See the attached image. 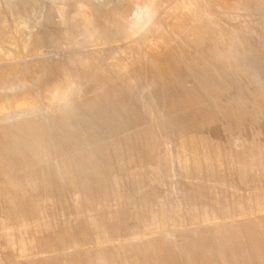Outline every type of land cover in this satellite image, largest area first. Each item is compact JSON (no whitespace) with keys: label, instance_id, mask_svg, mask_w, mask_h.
I'll return each instance as SVG.
<instances>
[{"label":"bare ground","instance_id":"6f19581e","mask_svg":"<svg viewBox=\"0 0 264 264\" xmlns=\"http://www.w3.org/2000/svg\"><path fill=\"white\" fill-rule=\"evenodd\" d=\"M223 1L229 6V0ZM51 3L46 10L47 14L45 13L46 15L36 22L43 23L40 31H37L39 39H30L24 44L16 42L18 47L14 50L7 48L8 46L4 43L5 38L15 31L30 29L29 21L20 22L18 26L0 24V62L4 64L0 68V117L4 116L11 107L18 110L20 117L34 115L43 106L49 107L52 112L57 108H66L74 112V103L83 98L84 94L89 100H93L92 97L95 94L97 99L100 95L98 96L96 90L108 87L107 80L112 78L123 80L115 65L106 64L98 57V51L90 53L91 48L108 46L110 50L106 53L111 57L114 55L113 58L118 57V54H133V58L136 59L120 58L128 67L130 65L137 67L143 62L154 64L157 62V59H154L155 54L167 52L165 49L169 45L176 46L178 49L189 47L192 49L190 51L198 52L199 49L193 50L189 41L200 31L198 29L202 23L199 22V17L202 19V15H215L214 7L220 6L209 2L210 6H208L211 9L203 14L190 10L188 0H51ZM55 4H57L56 7ZM36 8L32 6L30 11ZM235 8H239L238 4ZM218 11L221 12L217 14L223 16H226L228 12L233 13L230 11L222 13L220 7ZM239 11L240 9L237 16ZM188 17H191L193 27L182 31L183 21ZM203 26L201 27L204 30ZM61 27H63L62 31L59 30ZM34 28L36 29L37 26L31 27V29ZM219 29L220 34L222 32L225 37L229 36L228 25L221 26ZM232 30L237 34L241 29L236 25ZM206 33L205 36L202 34L203 37H206ZM45 43H54L57 47L73 46L81 48V51L62 62L59 60L60 62L50 63L45 58L35 60L33 58L27 67L19 63L22 58L39 56L42 45ZM228 47L231 49L230 45ZM233 48L235 49L234 46ZM119 57L123 56L119 55ZM232 57H234L233 53ZM212 64L205 67L212 71L223 67ZM108 70H115L112 76L107 73ZM212 71L204 73L205 78L207 75L214 78V80L204 81L208 86L214 82L218 84L236 82L235 78L228 76L229 74ZM11 80L16 83H9ZM88 83H92L91 88ZM16 96L21 98L16 99ZM179 98L181 99V96ZM172 108L169 109L171 113L174 111ZM211 115V112L204 108L195 114L183 115L175 119L170 148L165 152L162 151L161 154H157L156 151L157 156L145 159L144 165L130 168L133 176L131 181L124 177L125 181L121 184L123 188L121 198L114 200L106 198L98 201L107 205L98 206L95 203L96 200L87 197L86 191L79 183L74 188L70 202L64 203L63 200L50 198L53 201L51 206L46 204L45 200L28 204L26 224L19 221L11 222L5 230L0 224V240L5 246L0 253V264H264V200H260V197L258 199L259 195L264 197V194H261V190L257 191H260L259 194H255L257 192L250 194L245 191L246 188L240 192H233L238 188L236 180L244 178L260 182L264 179V142H261V146L257 145L255 148L257 151H248L245 153V158L237 161L240 166L243 165L242 167L237 165L239 168L230 166L225 168L226 170L223 169L224 164H236L233 151L226 152V159L219 160L216 159L218 155L216 151L221 147L209 142L202 146L199 133L197 134L200 136H198L200 141L183 139L188 125L201 124ZM62 120L57 121V126ZM206 126L203 128L206 129ZM5 128H11L12 132H22L23 138L17 147L21 150L25 141L29 139L37 141L36 138L46 127L40 123V120H34L20 123L15 128L2 127V129ZM46 129L50 133L49 129ZM197 130L200 129L197 128ZM261 130L260 133H262ZM17 133L9 136L11 143L15 142ZM193 136L195 138V135ZM6 139L0 138V151L2 145L8 142ZM202 141L205 143V140ZM236 142L234 141L233 144H237ZM46 147L48 144L44 141L37 142L35 153L44 152ZM224 153L221 154L224 156ZM247 164H251L252 167H244ZM234 169L239 175L232 176L231 171L228 173L229 170L233 172ZM14 179L10 177L11 181L2 187V194L6 198V201H0L2 204L6 202L13 204L18 195L32 190L38 184L33 177H29L25 184H15L17 180ZM43 180L46 184V180ZM251 182L249 183L253 184V181ZM254 183L256 189L262 186L257 181ZM241 184L243 189L245 186H253ZM164 185L169 187L167 195L176 197L173 200L175 205H166V202L155 198V192L149 190V188L164 187ZM256 189L252 190L256 191ZM11 191L14 193L11 194ZM5 192L8 194L6 195ZM255 195H258V200H255ZM250 196L254 200L249 199ZM234 197L236 199H233ZM239 197H245V199L237 200ZM112 203L119 205L113 206ZM158 203L161 205L155 206ZM196 220H201L202 223L203 221L211 222L215 238L211 239L207 234L196 237L186 233L185 226L192 225ZM170 222L174 224L181 236L178 243L165 234ZM48 253H54V256L50 258Z\"/></svg>","mask_w":264,"mask_h":264},{"label":"rangeland","instance_id":"374dc122","mask_svg":"<svg viewBox=\"0 0 264 264\" xmlns=\"http://www.w3.org/2000/svg\"><path fill=\"white\" fill-rule=\"evenodd\" d=\"M188 1L190 4L188 8H190V10H195L203 14H206L211 9L208 4L209 2L220 5L217 6L218 8L214 7L215 15H202V19L199 17V22L202 23L201 26L204 25L205 27L203 26V30L200 26L198 31L200 30L203 33L199 31L195 38L191 37V42L189 41L193 50L195 48L199 49L198 52L195 53L194 51H190L192 49L189 47L178 49L176 46L169 45L167 46L168 49H165L167 52L155 54L154 59H157V62L154 64L143 62V64H140L141 67L138 65L137 67L134 65L128 67L122 63L121 59L124 57L132 59L133 54H128L130 57L127 54H118V57L113 58L114 55L111 57L106 53L110 50L108 46L91 48L89 49L90 53L98 51V57L103 59L106 64L115 65L114 67L117 69V72L121 74L120 76H122L123 80H115L114 78L107 80L106 83L108 87L96 90L98 96L100 95L97 99L95 94L92 97L93 100H89L84 94L83 98L78 99L74 103V112L66 108H57L52 112L49 107L43 106L40 108L39 112L34 115L20 117L18 115V110L11 107L4 116L0 117V138L5 137L8 141L5 145H2L0 151V201H6L4 194H2V187L11 181L10 177L17 180L15 184H25L29 177H33L36 182H38L37 186H34L32 190L24 191L18 195L13 204L7 202L2 204L0 202V224L2 229L5 230L11 222L19 221L22 224H26V208L31 202L45 200L44 202L50 206L53 202L50 198L54 200H63L64 203H66V201L70 202L77 183L84 188L88 198L96 200L95 203L98 206L107 205L103 202H98L99 200L101 201L106 198L111 200L121 198L120 194L121 191H123L121 184L125 181L124 177L126 180L131 181V177L133 176L130 168L142 166L146 163L145 159H150L154 155L157 156V154H161L162 151L165 152V150L167 151L170 148V145H172L170 142L173 141L172 137L175 130V119H179L183 115L195 114L204 108L208 109L212 115L201 124L188 125L186 128L188 132L185 130L186 134L183 137L185 141L198 139V141L201 140L202 146L203 144L205 146V144L209 142V144L215 143L214 145L221 148L226 145L225 147L227 149L225 147L223 150L218 148V150L221 149V151H216L218 155L224 153V151L225 153L224 156L222 154V156L219 155L220 158L216 155V159L224 160L226 159V152L233 151L235 153L233 158L236 160V164H224L223 169L230 166L232 168L234 166H236L234 168L242 167L243 165L240 166L237 161L245 158V153L248 151H257V149H255L257 145L261 146V142H264V134L261 135L264 133V0H229V6L225 5L223 0ZM34 3L37 5L35 6ZM51 4V0H0V24L18 26L20 22H24L25 20L29 21L30 29H22L19 32L15 31L10 35L11 38L10 36L5 38L4 43L8 46L7 48L14 50L16 49L15 47H18L17 45L22 44V42L24 44L28 43L30 39H39L37 31H40L43 23L36 22L40 21L43 15L47 14L46 10ZM237 4L239 8H235ZM21 6L23 7L21 8ZM32 6L34 9L37 8L31 12L30 9H32ZM54 6L56 7L57 4ZM219 7L222 13L228 11L233 13L228 12L226 16L218 15L217 13L221 12L218 11ZM225 9L227 11H225ZM239 9L241 12L239 11V16H237ZM190 10L188 9V11ZM2 17H5V19L3 18V20ZM192 22L191 17L186 18V20L183 21L182 31L185 28L191 29L193 27ZM220 25L224 27L228 25V37H225L222 32L220 34ZM236 25L239 26L244 33L240 30V32L235 34V31L232 29H235ZM33 26H37V28H34L35 30L31 29ZM62 29L63 27L59 28L60 31H62ZM205 33L206 37H203L202 34L205 36ZM242 33L248 34L243 35ZM13 36L17 40L13 39ZM21 36H23L24 40ZM234 38L236 42L238 40V43L235 42ZM10 39L13 40L11 41ZM215 44H217V48ZM237 44L240 47H238ZM229 45L231 49H229ZM243 45L245 46L241 48ZM252 46L253 48H250ZM211 48L213 50H211ZM237 49L238 51H236ZM200 50L202 51L200 52ZM229 50H231V52ZM80 51L81 48L73 46L57 47L54 43H45L42 45L39 56L22 58L19 63L27 67V65L33 61V58L34 60L45 58L47 61H50V63L59 60L62 62L70 56L79 54ZM232 53L234 57H232ZM119 55L123 57H119ZM223 55H225V58H223ZM251 57L254 58L252 59ZM212 63L223 67L214 71L208 70L205 66L213 65ZM3 65L4 64L0 62V68ZM229 66H232L233 70L232 67ZM114 71L115 70H108L107 73L112 76L111 74ZM211 71L229 74L228 76L235 78L236 82L233 84H218L214 82L208 86L204 81H210L212 78L208 75L207 78H205L204 73H210ZM212 80H214V78ZM258 82H260V84ZM9 83L16 82L11 80ZM88 84L91 88L90 85H92V83ZM36 93H38V91H36ZM179 96H181V99ZM19 98H21V96H16V99ZM250 101L252 103H250ZM257 102H260L262 107L260 103H258L259 106ZM174 106L176 108H172ZM256 106H258L259 109ZM219 107L224 109L221 110ZM171 108L174 110L173 113L169 111ZM252 108H254V110ZM224 111L226 113H224ZM60 119L63 120L60 125L57 126V121ZM34 120H40V123L45 125L50 133L47 132L45 128L38 138H36L37 141L29 139L23 143L22 148L19 147L21 150L17 149L23 138L22 132H12L11 128L2 129V127L15 128L20 123ZM203 124L204 126L207 124L210 126H206L205 129L203 128L204 126H202ZM197 128L200 129L201 132H199L200 130H197ZM259 128L260 130L262 128V133H260V130H258V133L257 129ZM16 133L18 136L15 142L12 141L13 144L10 142L9 136L16 135ZM197 133H199L201 137ZM192 135H195V138L194 136L192 137ZM256 135L260 136L257 137ZM185 136H187L188 139ZM209 136H212L211 138L213 139L209 138ZM251 137L257 142L253 141ZM236 139L238 140L237 142ZM159 140L161 142H159ZM202 140H205V143ZM41 141L48 144V147L44 148V152L37 154L35 153L36 144ZM234 141L237 144H233ZM240 144L241 147H239ZM201 145L199 144V146ZM235 145L238 147L236 148ZM162 146L163 148H161ZM5 161H7V163ZM245 166L252 167L251 164L244 165V167ZM228 173L232 176L235 174L239 175L238 171L235 172V169L233 172L229 170ZM43 179L46 180V184H44ZM240 180L242 184L236 180V184H238V188H240L235 190L232 189L234 190L233 192H240L246 188L245 191L250 194L258 190H261V194H264V179L260 182L251 179L245 180L244 178ZM251 181H253L254 185L256 181L258 184L261 183V188L257 187L256 189V186L249 183ZM240 184H249L253 186H245L243 189ZM167 186L168 185H164V187L156 186L149 188V190L155 192V198L162 202H166V205H175L173 200H175L176 197L167 195L170 184L168 188ZM251 188L256 189V191ZM10 193L13 194L14 192L11 191ZM259 193L260 191L255 194ZM5 194L7 195L8 193L5 192ZM257 196L258 195H255V200ZM251 197L252 196H250L249 199H252ZM259 197L260 200H264L263 196L259 195L258 199ZM240 198L241 200L245 199V197H239L237 200H240ZM233 199L236 198L234 197ZM246 199L248 198L246 197ZM112 205L118 206L119 204L112 203ZM160 205V203L155 204V206ZM168 215L170 216L171 214L169 213ZM211 227L212 223L209 221H203L202 223L201 220H196L192 225H186L184 230L186 233L196 237L207 234L209 238L214 239L215 235ZM165 234L176 243L181 240V236L172 222L168 224ZM3 248H5L4 243L0 240V253ZM47 255L51 258L54 256V253H48Z\"/></svg>","mask_w":264,"mask_h":264}]
</instances>
